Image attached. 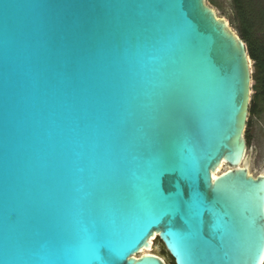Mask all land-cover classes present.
Returning a JSON list of instances; mask_svg holds the SVG:
<instances>
[{
	"label": "water",
	"instance_id": "1",
	"mask_svg": "<svg viewBox=\"0 0 264 264\" xmlns=\"http://www.w3.org/2000/svg\"><path fill=\"white\" fill-rule=\"evenodd\" d=\"M250 60L206 0H0V264H262Z\"/></svg>",
	"mask_w": 264,
	"mask_h": 264
},
{
	"label": "rangeland",
	"instance_id": "2",
	"mask_svg": "<svg viewBox=\"0 0 264 264\" xmlns=\"http://www.w3.org/2000/svg\"><path fill=\"white\" fill-rule=\"evenodd\" d=\"M243 4H248L249 8L253 11V35L258 40L264 41V0H242ZM208 4L217 16H225V19L229 22L230 28L236 33H239V19L235 3L233 0H206ZM240 36V35H239ZM246 44V43H245ZM251 70V84H250V103L251 99L255 94L254 88V73L255 66L254 62L250 60ZM257 110L253 115L250 113L247 115V121L250 119L251 123L247 126L246 132L250 137L247 143V157L245 158V166L249 173L252 175H264V99L261 97L257 100ZM250 106V105H249ZM226 165H223L220 171L226 169ZM164 245L159 238H154L151 247V252L162 255L167 263V257L162 254Z\"/></svg>",
	"mask_w": 264,
	"mask_h": 264
},
{
	"label": "trees",
	"instance_id": "3",
	"mask_svg": "<svg viewBox=\"0 0 264 264\" xmlns=\"http://www.w3.org/2000/svg\"><path fill=\"white\" fill-rule=\"evenodd\" d=\"M235 3L237 16L239 19V35L246 43V49L250 59L253 60L255 66L254 73V88L255 94L251 99L249 106V113L253 115L257 110V100L261 97L264 99V41L258 40L254 37L253 33V11L249 8L248 4H243L242 0H233ZM251 120L247 121L249 126ZM246 143L249 142V135L245 134ZM162 254L167 257L168 264H175L173 257L167 252L165 247L162 249Z\"/></svg>",
	"mask_w": 264,
	"mask_h": 264
},
{
	"label": "bare ground",
	"instance_id": "4",
	"mask_svg": "<svg viewBox=\"0 0 264 264\" xmlns=\"http://www.w3.org/2000/svg\"><path fill=\"white\" fill-rule=\"evenodd\" d=\"M245 156H246V154H244V157L242 158V160L245 158ZM221 167H223L222 163L219 165L218 169L212 173L213 177H215L218 174V171L221 169ZM153 240H154V236H153V238H150V244L151 245L153 244ZM146 252H148V250H143V249L141 250V254L146 253Z\"/></svg>",
	"mask_w": 264,
	"mask_h": 264
},
{
	"label": "snow or ice",
	"instance_id": "5",
	"mask_svg": "<svg viewBox=\"0 0 264 264\" xmlns=\"http://www.w3.org/2000/svg\"><path fill=\"white\" fill-rule=\"evenodd\" d=\"M100 251L103 252V249H101ZM262 264H264V262H262Z\"/></svg>",
	"mask_w": 264,
	"mask_h": 264
}]
</instances>
